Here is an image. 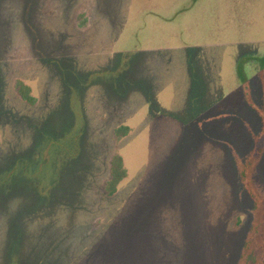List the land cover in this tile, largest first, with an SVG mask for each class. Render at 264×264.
Segmentation results:
<instances>
[{"label": "rangeland", "instance_id": "obj_1", "mask_svg": "<svg viewBox=\"0 0 264 264\" xmlns=\"http://www.w3.org/2000/svg\"><path fill=\"white\" fill-rule=\"evenodd\" d=\"M263 55L264 0H0V264H238Z\"/></svg>", "mask_w": 264, "mask_h": 264}, {"label": "trees", "instance_id": "obj_2", "mask_svg": "<svg viewBox=\"0 0 264 264\" xmlns=\"http://www.w3.org/2000/svg\"><path fill=\"white\" fill-rule=\"evenodd\" d=\"M250 59L257 60L260 67L264 68V55L257 58H244L237 64V76L243 84L246 94H248V90L246 91V88H248V82L243 73L242 66L244 62ZM17 87V92L24 100L29 103L34 102V99L28 95V92L23 91L24 89L20 90L19 83L17 84ZM247 99L251 103L250 98L248 97ZM258 111L261 116H264V109L262 110V108H259ZM127 130L128 129L125 126L119 127L115 130L114 135L116 138H119L121 135H125ZM263 152L264 140L261 142V137L257 136V138H255L254 147L238 169L241 186L253 202L252 223L242 247L238 264H248L251 257L253 259L252 264H264V193H261L255 187L253 181L254 169L260 161ZM124 175L125 172L121 166V159L119 157L113 158L110 168V178L104 185V190L107 195H111L115 192L116 185L121 181Z\"/></svg>", "mask_w": 264, "mask_h": 264}, {"label": "crops", "instance_id": "obj_3", "mask_svg": "<svg viewBox=\"0 0 264 264\" xmlns=\"http://www.w3.org/2000/svg\"><path fill=\"white\" fill-rule=\"evenodd\" d=\"M172 26V23L170 24ZM168 27H169V23H168ZM173 27V26H172Z\"/></svg>", "mask_w": 264, "mask_h": 264}]
</instances>
